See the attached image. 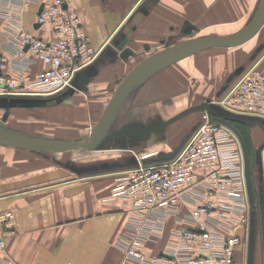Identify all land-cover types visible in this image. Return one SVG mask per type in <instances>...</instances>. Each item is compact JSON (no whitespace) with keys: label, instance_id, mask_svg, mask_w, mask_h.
<instances>
[{"label":"crops","instance_id":"0c3cea01","mask_svg":"<svg viewBox=\"0 0 264 264\" xmlns=\"http://www.w3.org/2000/svg\"><path fill=\"white\" fill-rule=\"evenodd\" d=\"M48 1L30 0L18 14V22L13 14L4 16L0 9V56L7 59L9 71L21 69L23 73L32 74L45 67L39 60L25 65L23 58L15 53L12 32L20 26L43 35L36 25V15ZM260 2L74 0L82 28L97 51L94 60L81 68L71 86L38 96L0 94V107L29 105L32 110L46 111L54 116L67 113L71 123H82L84 133L76 138L80 139L90 133L125 75L146 56L191 39L234 34L248 24ZM7 3L13 9L17 0H0V8L6 7ZM243 45L258 53L241 63V70L233 71L225 95L247 69L264 66V23L252 38L238 46ZM184 58L155 71L137 84L121 101L109 131L140 130L167 120L168 108L182 104V81L174 78L177 72H183L179 61ZM174 65L179 71L167 70ZM6 109L2 116L9 113V108ZM241 117L250 124L239 121H231V124L238 136L244 165L249 170L246 189L250 207L245 223L236 231L239 242L235 258L240 264H264V116L242 114ZM173 123L151 132L107 138L99 147L114 150L152 140L168 143L163 133L170 131L168 127ZM31 135L48 138L41 133ZM14 149L20 153L25 150ZM158 153L153 156L115 154L109 158L91 156L90 162L110 165L87 170L50 167L45 159L26 154L0 158V212L11 211L13 214L12 231L6 237L0 260L11 259L16 264H134L125 262L117 244L130 212V202L112 198L111 193L116 176L134 167L126 165L131 157L150 158L146 165L172 158L159 159V155L169 152ZM79 161V166L86 164L82 163V158ZM183 208L188 210L193 205L184 204ZM180 226L173 217H168L163 236L157 242L147 243L145 251L158 253L172 240L170 231Z\"/></svg>","mask_w":264,"mask_h":264},{"label":"built area","instance_id":"2783aa9c","mask_svg":"<svg viewBox=\"0 0 264 264\" xmlns=\"http://www.w3.org/2000/svg\"><path fill=\"white\" fill-rule=\"evenodd\" d=\"M30 0H17L4 16L17 21ZM9 7V8H7ZM18 22V21H17ZM43 35L18 26L12 32L15 53L25 65L39 60L32 74L9 71L0 56V94L46 95L72 85L97 51L82 28L74 0H50L36 15ZM231 115L264 116V66H252L231 86L221 102ZM246 171L238 136L224 118L209 115L169 160L156 165L139 162L116 176L111 197L130 202V212L117 244L124 260L134 264H240L235 258L236 231L246 221L249 202ZM184 204L193 208L184 210ZM168 217L180 227L170 231L158 253L145 251L164 234ZM13 214L0 212V253L12 231ZM1 259V257H0ZM3 260V259H2ZM0 264H16L11 259Z\"/></svg>","mask_w":264,"mask_h":264},{"label":"rangeland","instance_id":"374dc122","mask_svg":"<svg viewBox=\"0 0 264 264\" xmlns=\"http://www.w3.org/2000/svg\"><path fill=\"white\" fill-rule=\"evenodd\" d=\"M250 42L248 44H250ZM252 49V47L248 48V45L208 48L191 54L179 61V68L182 69L183 72H177V76L175 78L172 76V78L177 81H182V104L169 107L168 118L190 106L198 104L208 105L216 112L223 111L221 102L225 97L224 93L226 88L233 79V71L236 73L238 70H241V67H239L241 63H245L247 60L257 55L258 51H253ZM179 68L174 65L167 70H172V73H174V69L179 71ZM174 79H172L173 82ZM167 84L169 87L171 86L170 83ZM6 108H9V115L8 118L3 121L2 112L7 110ZM60 114L58 113L57 116H54V114L46 113V111H43V113L37 112L30 109L29 105L19 108H16L14 105L10 107L6 106L5 108L0 107V129L22 135L41 133V135L47 136L49 139H76L84 133L82 132V123H71L67 119V113L63 115ZM209 115L210 112L207 109L197 108L175 120L174 123L168 127L170 131L163 133L167 136L168 143H165V140L160 142H153L152 140L151 142L139 143L138 146L118 147L114 150L103 149L101 146L95 150H70L61 153H45L18 149L24 150L20 153V151H16L14 147L13 149H9L1 145L0 158L26 154L27 156L39 158V160L45 159L46 161L44 162L50 165V167L54 166L56 168L66 169L90 167L101 169V162L89 161L91 156H98L100 158H109L115 154H126V156H153L159 154V151H165L166 153L171 152L178 146H180L179 149L181 150L197 128L207 120ZM153 134H158V132L152 133V135ZM80 158H82V163L86 162L85 165L82 164L79 166L81 162L79 161ZM140 158L138 157V160ZM109 165L110 164H108V166ZM126 165L130 164L128 163Z\"/></svg>","mask_w":264,"mask_h":264},{"label":"water","instance_id":"95a60500","mask_svg":"<svg viewBox=\"0 0 264 264\" xmlns=\"http://www.w3.org/2000/svg\"><path fill=\"white\" fill-rule=\"evenodd\" d=\"M40 7L39 11L41 10ZM264 23V0H261L258 9L255 14L248 22V24L242 28L240 31L230 34V35H217V36H203L195 39H191L179 44L168 46L164 49L155 51L150 55L146 56L138 64H136L122 79L119 83L109 101L107 102L105 108L101 112L98 120L94 124L88 135H84L80 139H49L42 138L33 135H22L14 133L11 131H6L0 129V145L22 148L31 151L39 152H63L67 150H95L101 143L111 137L125 136V135H135L145 132H151L165 127L171 122L177 120L184 114L197 109L205 108L210 112V115L224 118L226 122L233 128L231 121H239L246 124L250 122L246 121L241 115H231L226 114L224 111L216 112L210 106L204 104H198L190 106L179 113L171 116L167 120L156 124L154 126L140 129V130H119L110 132L109 127L113 120V117L124 97L142 80L154 73L155 71L175 62L183 57L189 56L196 52L202 51L208 48L215 47H234L245 43L250 38H252ZM38 25V24H36ZM7 112L2 116V120L7 119ZM234 129V128H233ZM235 131V130H234ZM179 149L174 148L173 151L159 155V159H169L171 158ZM150 158L138 160L136 157H131L128 162L130 165L137 166L139 162L145 164V162L150 161ZM108 164H102L101 167H106ZM133 168V167H132ZM88 168H82V170H87ZM246 178L248 180V167L245 166Z\"/></svg>","mask_w":264,"mask_h":264}]
</instances>
